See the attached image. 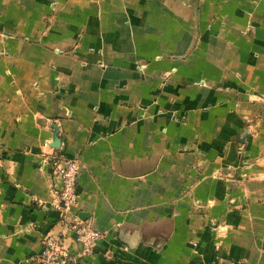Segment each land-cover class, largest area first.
<instances>
[{
  "label": "crops",
  "instance_id": "1",
  "mask_svg": "<svg viewBox=\"0 0 264 264\" xmlns=\"http://www.w3.org/2000/svg\"><path fill=\"white\" fill-rule=\"evenodd\" d=\"M53 151L87 264H264V0H0V264L77 253Z\"/></svg>",
  "mask_w": 264,
  "mask_h": 264
},
{
  "label": "built area",
  "instance_id": "2",
  "mask_svg": "<svg viewBox=\"0 0 264 264\" xmlns=\"http://www.w3.org/2000/svg\"><path fill=\"white\" fill-rule=\"evenodd\" d=\"M42 163L50 167L49 190L55 200L54 207L61 213V221L73 233L79 247L77 253L71 255L63 237L48 232L41 238V251L34 258L42 264H87V257L93 253L102 234L73 211L78 198L76 180L80 161L53 151L42 155ZM54 179L59 180L60 186L55 185Z\"/></svg>",
  "mask_w": 264,
  "mask_h": 264
},
{
  "label": "water",
  "instance_id": "3",
  "mask_svg": "<svg viewBox=\"0 0 264 264\" xmlns=\"http://www.w3.org/2000/svg\"><path fill=\"white\" fill-rule=\"evenodd\" d=\"M50 146H52L54 148H58L59 147V141H58V139L54 138L53 143H51Z\"/></svg>",
  "mask_w": 264,
  "mask_h": 264
}]
</instances>
